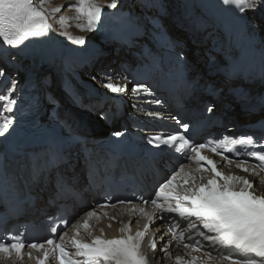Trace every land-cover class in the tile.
Returning a JSON list of instances; mask_svg holds the SVG:
<instances>
[{
    "label": "snow or ice",
    "instance_id": "1",
    "mask_svg": "<svg viewBox=\"0 0 264 264\" xmlns=\"http://www.w3.org/2000/svg\"><path fill=\"white\" fill-rule=\"evenodd\" d=\"M47 2L48 0H39L37 4L35 0H0V42L7 47L19 48L30 38L48 34L52 25L49 23V9L44 6ZM221 2L225 6L235 8L240 14L256 11L264 4V0ZM105 7L115 9L117 0H110L106 5L97 3L96 0H76L72 5L75 12L73 19L79 21L75 27L81 32L93 31L101 20ZM50 11L53 14L59 13L61 6L52 7ZM58 24L60 35L67 36L75 44L85 43L84 36L72 37L67 31L68 17L61 16ZM5 76V71L0 69V77ZM122 79L127 81L123 85L114 82V77L108 75L103 87L113 93H124L131 85L134 94L148 92L145 85L130 81L127 76ZM16 84L17 81L12 79L11 86L0 93V107L3 109L0 111V137L7 134L14 123V117L5 113H12L17 103L12 96ZM154 103L159 104L160 101L155 100ZM208 111L211 112L212 108L209 107ZM149 115L158 117L159 113ZM171 119L181 124L176 117ZM181 127L186 133L189 126L182 124ZM116 135L119 136L120 133L117 132ZM153 142L157 147L167 145L195 164L196 171L200 173V182H196L194 173L184 172L182 164L179 170H173L172 175L159 184L153 196L135 197L140 201L139 205L133 204L132 199L117 200L118 204L131 205L130 213L138 212L147 218L143 230L132 234L130 220L121 224L119 238L103 239L101 229V236H94L90 243H85L77 238L80 236L78 221L72 225L74 235L70 239L74 253H71L64 243L67 233L60 236L59 242L49 238L42 243H26L22 236L17 234L11 237L10 242H0V260L13 259L14 264H19L27 255L30 260L34 259L36 264H51L52 260H55L56 264H148L147 256L141 251L142 242L155 219L159 218L172 232L171 240L165 242L159 251L169 255L172 241H179L186 249H191V252L187 253L190 259L177 256L175 264H264V194H257L253 190V181L248 178L258 176L259 172L264 171V145L260 150L244 152L243 148L256 143L250 136L230 141L233 145L241 146L234 149L224 147L229 143L228 138L194 143L180 132L157 134L149 140V143ZM205 150L220 155L229 165L235 163L238 169L248 175H225L218 170V165L212 158L203 154ZM225 153H232L234 158ZM246 156L253 157L257 163L249 167ZM206 172L211 175H203ZM178 178L181 181L179 183ZM149 204L151 212L145 207ZM109 206L114 208L116 204H109L106 200L97 207L104 209ZM103 215L107 216V212ZM92 217L99 219L100 214L95 209L88 211L83 218L84 229L91 227L89 221ZM176 217H179V220ZM52 231L57 230L53 228ZM160 231L157 227L156 232ZM160 239L163 240L164 236L161 235ZM149 247L153 252L157 250L155 234L149 240ZM25 249L29 251L25 252ZM201 249H206L202 256L192 254L200 253ZM33 250L41 255L33 256ZM78 258L83 259L81 261Z\"/></svg>",
    "mask_w": 264,
    "mask_h": 264
},
{
    "label": "bare ground",
    "instance_id": "2",
    "mask_svg": "<svg viewBox=\"0 0 264 264\" xmlns=\"http://www.w3.org/2000/svg\"><path fill=\"white\" fill-rule=\"evenodd\" d=\"M36 1L39 3V0H35V2ZM75 2L76 0H48L44 6H46V9H49L48 7L61 6V11L65 8L64 14L62 13L63 15L61 16L69 18L67 31L72 37L84 36L85 38V43L79 45L75 44L73 40L69 39L67 36L60 35L59 33L61 29L58 24L59 19H57V16L51 13L49 10V21L53 26L54 34H56L58 39L68 46L69 53L65 64L69 71L77 73L78 67L73 64V61L81 58L79 56L82 48L86 47L91 42L95 43L93 47V55H88L89 61L83 65L81 69H79V74H82L89 82H96L99 94L100 92L107 91V89L103 87V81H105L106 76H113L114 82L116 83L122 80L123 75L120 66L125 63V59L133 57V52H137L136 48L138 45H135V47L127 50L123 45L117 43L114 45L110 42V35L115 32L116 26L120 24L121 19L127 16H131L138 20L141 24L148 26V31L155 38H167L166 32L169 33L171 40L173 41L170 45L175 48L179 55L189 54L188 57H190V59L193 61L194 77H196L197 73L199 75H204L203 72H206V70H204L202 67L201 62L195 65V60L198 59L200 55L203 57L202 51L205 46L211 42L215 46L216 50H219L223 53H226V50L229 48L228 43L220 36V29L225 23L231 27H236L239 30H247L253 34L259 33V38L262 41L259 42L258 52H262L264 54V4H262L256 11H247L244 14H240L235 8L223 5L221 0H191V5L194 8L192 12L184 10L183 7L186 5L184 0H170L169 4L167 3V0H117V7L115 9H108L106 7L104 8L102 18L93 31L81 32L75 27L76 23L79 21L73 19L75 12L72 10V5H74ZM96 2L106 5L108 2H110V0H96ZM146 7H149L150 12ZM198 22L204 25L202 29ZM159 23L165 24L164 28H157L156 24ZM191 23L196 24L194 27L195 29L193 30H191L189 27ZM195 34L196 36H194ZM0 45V69H3L6 73L5 77H0V93H3L8 87L11 86L12 79L18 81L19 74L17 71L18 69L13 68V66L7 62L14 61V57L12 58V56H8L6 54L5 46L2 44V42H0ZM180 45H182L184 48L181 49ZM22 46L19 48L21 49ZM19 48H17V50ZM197 49H199L200 55H196L194 53V50ZM21 50L23 51L24 49L22 48ZM48 76V71H45L42 77L48 78L50 82L53 81V79H50ZM42 77L38 79V84L43 89L41 99L47 101L50 108L55 109V104L52 102L55 101L56 103L61 104L62 99L60 96L57 97L55 95H52L51 98H48L51 91L45 87ZM100 80L102 81V84L100 83ZM3 81H9L7 83L8 85L3 84ZM61 85L62 83H60V86ZM236 85L239 86L238 89H241L244 92H264V88L261 86V80L253 75L252 68L249 70L245 69L242 75L237 78L236 82L227 87H235ZM59 89L65 94V98L67 99L69 96L65 93V90H63L61 87H59ZM224 90L226 91L227 88L224 87ZM234 91L236 90H233V92ZM142 95L143 94L141 92L135 95V102L133 105H126L118 110L116 109L115 121L118 122V118L131 109L138 111L139 103L144 100ZM12 96L14 97V93ZM87 100L90 103H97L100 100H104L105 104H108L107 99H103L101 96L98 98H92L88 96ZM70 102L74 103L72 100H70ZM78 102L81 103V100H78ZM0 105H2V102H0ZM77 109L79 110V113L82 112L83 114H86L88 117L92 118V120H96L95 123L99 121L100 113H92L87 108L86 102L78 105ZM109 110H111L110 106ZM58 112L60 119L58 121H54L55 124L60 125L61 123H72L71 118L73 117V114L66 107L60 106ZM260 115L262 116L257 118V121L264 119V112H262ZM236 119H238L239 125L250 124L245 123L244 117L243 119L240 117H237ZM255 119L256 118L252 120ZM76 159L77 162H79L78 158ZM74 161L76 160H73V162ZM221 168L225 175H248L234 166L224 164ZM199 177L200 174L195 175L196 179ZM248 178L254 182L253 190L257 193L264 194V183L259 179V177L248 176ZM157 227L160 228V232H156ZM148 233L149 235H152V237L153 234H155V238L161 241L159 249L163 247L165 242L170 241L172 236L164 224L158 220H156L150 227ZM161 235L164 236L163 240L160 239ZM181 245L182 244L180 242L172 241L169 246L170 254L165 255V253L159 251L158 249L155 254H153L151 262L153 264H175V257L177 256L190 259L191 257L188 256L187 253L191 251L183 249ZM192 254L202 256L200 253Z\"/></svg>",
    "mask_w": 264,
    "mask_h": 264
},
{
    "label": "rangeland",
    "instance_id": "3",
    "mask_svg": "<svg viewBox=\"0 0 264 264\" xmlns=\"http://www.w3.org/2000/svg\"><path fill=\"white\" fill-rule=\"evenodd\" d=\"M169 1L170 0H167V3L169 4ZM36 3H37V1H36ZM38 4V3H37ZM46 7V6H45ZM49 8V10L52 8V7H48ZM65 9V8H64ZM64 9H62V11H60L59 13H55L54 15H56L57 16V19H59L60 17H61V15H63L64 14ZM61 13V14H60ZM63 13V14H62Z\"/></svg>",
    "mask_w": 264,
    "mask_h": 264
}]
</instances>
